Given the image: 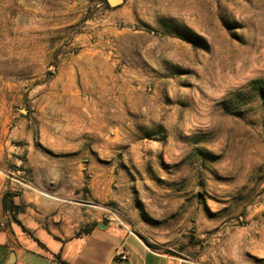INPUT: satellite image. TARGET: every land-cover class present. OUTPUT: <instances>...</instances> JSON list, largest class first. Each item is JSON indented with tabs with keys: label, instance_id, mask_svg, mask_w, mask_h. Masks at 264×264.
<instances>
[{
	"label": "rangeland",
	"instance_id": "1",
	"mask_svg": "<svg viewBox=\"0 0 264 264\" xmlns=\"http://www.w3.org/2000/svg\"><path fill=\"white\" fill-rule=\"evenodd\" d=\"M256 79L264 0H0V172L70 164V198L175 264H264Z\"/></svg>",
	"mask_w": 264,
	"mask_h": 264
},
{
	"label": "crops",
	"instance_id": "2",
	"mask_svg": "<svg viewBox=\"0 0 264 264\" xmlns=\"http://www.w3.org/2000/svg\"><path fill=\"white\" fill-rule=\"evenodd\" d=\"M27 164L28 185L14 198L25 204L17 216L26 230L2 210L1 197L10 186L0 172V264H61L57 254L70 264H175L173 256L150 247L120 218L106 217L105 206L70 198V182L83 184L82 169L51 167L30 156ZM90 223L89 232L77 234ZM116 250L128 258L120 259Z\"/></svg>",
	"mask_w": 264,
	"mask_h": 264
},
{
	"label": "trees",
	"instance_id": "3",
	"mask_svg": "<svg viewBox=\"0 0 264 264\" xmlns=\"http://www.w3.org/2000/svg\"><path fill=\"white\" fill-rule=\"evenodd\" d=\"M101 2L105 5V7L109 8L111 5L107 0H101ZM174 34L178 35L180 38L186 40L187 42L191 43V45L195 48H202L207 49L208 48V42L199 34L194 32L193 30L189 28H185L184 26H181L180 28H173L171 30ZM256 89L259 90V93L261 95L264 94V79H256ZM20 195L19 190H15L12 188L7 187L1 197V204H2V210L6 213L10 214L11 221L19 224L24 230H26L25 226L22 225L21 221L18 218V211L22 210L23 206L25 205L23 202L16 203L14 201V198L16 196ZM93 227V223L86 224L84 227L79 229L77 231V234L79 233H86L89 232ZM150 247L155 248L152 244L144 240ZM55 258L57 261L61 264H70L69 262L63 260L60 258L59 254L55 255Z\"/></svg>",
	"mask_w": 264,
	"mask_h": 264
},
{
	"label": "built area",
	"instance_id": "4",
	"mask_svg": "<svg viewBox=\"0 0 264 264\" xmlns=\"http://www.w3.org/2000/svg\"><path fill=\"white\" fill-rule=\"evenodd\" d=\"M17 183L19 184L20 187L28 185L27 180L24 179L23 177H18ZM116 256H118L122 260H126L128 258V255L121 250H116Z\"/></svg>",
	"mask_w": 264,
	"mask_h": 264
},
{
	"label": "water",
	"instance_id": "5",
	"mask_svg": "<svg viewBox=\"0 0 264 264\" xmlns=\"http://www.w3.org/2000/svg\"><path fill=\"white\" fill-rule=\"evenodd\" d=\"M110 5L114 6L119 4L122 0H107Z\"/></svg>",
	"mask_w": 264,
	"mask_h": 264
}]
</instances>
